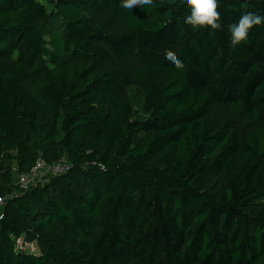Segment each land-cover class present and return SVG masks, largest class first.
Returning a JSON list of instances; mask_svg holds the SVG:
<instances>
[{"label": "trees", "instance_id": "16d2710c", "mask_svg": "<svg viewBox=\"0 0 264 264\" xmlns=\"http://www.w3.org/2000/svg\"><path fill=\"white\" fill-rule=\"evenodd\" d=\"M120 2L0 0V264H264V0Z\"/></svg>", "mask_w": 264, "mask_h": 264}, {"label": "clouds", "instance_id": "9594fccd", "mask_svg": "<svg viewBox=\"0 0 264 264\" xmlns=\"http://www.w3.org/2000/svg\"><path fill=\"white\" fill-rule=\"evenodd\" d=\"M247 2L248 0H244L242 7H247ZM182 3L190 9L184 23L191 26L192 29L223 30L220 0H182ZM119 6L132 12L134 7H155V0H121ZM262 25H264V15L255 12H244L238 21L228 26L230 44L232 46L240 45L248 39L251 29ZM164 59L174 65L176 69L183 70L186 67L173 50L166 49Z\"/></svg>", "mask_w": 264, "mask_h": 264}, {"label": "built area", "instance_id": "2783aa9c", "mask_svg": "<svg viewBox=\"0 0 264 264\" xmlns=\"http://www.w3.org/2000/svg\"><path fill=\"white\" fill-rule=\"evenodd\" d=\"M70 169V164L61 159L54 163H48L44 158L37 159L34 166L28 172H20L17 177V185L22 191L42 182L49 174H61ZM4 198L0 197V219L3 218ZM21 242V240H20Z\"/></svg>", "mask_w": 264, "mask_h": 264}, {"label": "rangeland", "instance_id": "374dc122", "mask_svg": "<svg viewBox=\"0 0 264 264\" xmlns=\"http://www.w3.org/2000/svg\"><path fill=\"white\" fill-rule=\"evenodd\" d=\"M16 181V180H15Z\"/></svg>", "mask_w": 264, "mask_h": 264}]
</instances>
